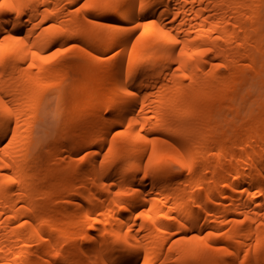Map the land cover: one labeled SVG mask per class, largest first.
<instances>
[{"label":"bare ground","instance_id":"6f19581e","mask_svg":"<svg viewBox=\"0 0 264 264\" xmlns=\"http://www.w3.org/2000/svg\"><path fill=\"white\" fill-rule=\"evenodd\" d=\"M0 4V264H264V0Z\"/></svg>","mask_w":264,"mask_h":264},{"label":"rangeland","instance_id":"374dc122","mask_svg":"<svg viewBox=\"0 0 264 264\" xmlns=\"http://www.w3.org/2000/svg\"><path fill=\"white\" fill-rule=\"evenodd\" d=\"M74 42H75V38H72V39H69L67 42H65L64 45H62L64 53H68L72 50L71 44ZM72 68L73 67H70L69 73L64 80L66 83L64 89L66 91H64V93H63V95L65 96V100H64V106L61 109V113H59L60 111H59L58 105H56L53 102V104L50 106V108H48L47 111L45 112V115L43 114L42 118L35 125V130H37L41 126L42 127L44 126L49 130V136H48L46 142L42 141V139L45 137H44V134H42L43 132H41V133H39L40 136L36 139L35 144H34L35 148H37L39 146H40V148H42L44 146L43 149L44 148L45 149L43 152V156H46V154H47L46 150L49 148V145L51 144V142L56 137L55 135L58 133H63L64 135H68V131L70 129V125L66 126V124H64L65 123L64 120L67 117V106H68L70 99L72 98V93L70 92V88L72 86H74L75 80H77L78 78H80L83 75L82 71L81 70L79 71L78 69H76L74 72H72L71 71ZM230 225H231L230 222H224L222 225H213V226H210L206 229H212V230L222 232V231L229 230ZM190 233H191V231H189V230L188 231H181L180 230L178 233L174 234L171 237V240H173L174 238H177L179 236H182L185 234L187 235Z\"/></svg>","mask_w":264,"mask_h":264},{"label":"snow or ice","instance_id":"6c2138e0","mask_svg":"<svg viewBox=\"0 0 264 264\" xmlns=\"http://www.w3.org/2000/svg\"><path fill=\"white\" fill-rule=\"evenodd\" d=\"M0 7H2V4H0Z\"/></svg>","mask_w":264,"mask_h":264}]
</instances>
